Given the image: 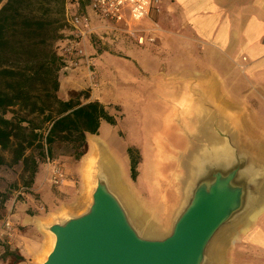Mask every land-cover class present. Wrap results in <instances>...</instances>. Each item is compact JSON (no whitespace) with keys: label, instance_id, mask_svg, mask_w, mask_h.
Returning <instances> with one entry per match:
<instances>
[{"label":"crops","instance_id":"0c3cea01","mask_svg":"<svg viewBox=\"0 0 264 264\" xmlns=\"http://www.w3.org/2000/svg\"><path fill=\"white\" fill-rule=\"evenodd\" d=\"M155 20L161 28L156 42L139 45L123 38L117 44L122 55L88 40L93 71L61 70L59 97L68 100L71 92L87 88L90 100L120 108L124 123L131 106L149 102L154 106L147 115L155 119L149 146L160 139L155 150L187 152L184 159L190 160L234 141L264 166V0H162ZM95 23L99 31L110 29ZM146 23L151 25L146 20L142 27ZM100 133L101 128L102 139ZM133 144L128 145L139 146ZM47 173L36 174L37 188L47 186ZM262 202L264 184L256 206ZM242 231L240 240L264 262V209ZM48 247L45 237L32 256Z\"/></svg>","mask_w":264,"mask_h":264},{"label":"rangeland","instance_id":"374dc122","mask_svg":"<svg viewBox=\"0 0 264 264\" xmlns=\"http://www.w3.org/2000/svg\"><path fill=\"white\" fill-rule=\"evenodd\" d=\"M73 1L75 0H48L47 6L52 11L53 27L58 30L60 39H63L69 32L70 25L67 22L66 13ZM145 26L148 27L149 24L146 23ZM127 37L136 41L126 31L100 29L89 40L95 45V48L97 47L101 51L108 50L122 55L124 51L117 47V44ZM109 39H114V43ZM83 66L85 65L77 69H81ZM71 70L74 69H67L63 72L68 74ZM88 74L90 75V71ZM87 76L84 75L80 78L81 81H86ZM80 91L90 92L87 88L78 92ZM153 106L149 102L131 106L130 118L125 123L122 120L123 113L120 108H109L108 111L116 117V124L119 126L114 128L112 124L103 121L102 127H100V136L105 140V143L102 144L97 135L95 137L88 135L87 140L88 151L92 139L97 138L102 145L100 146L107 150L110 156L116 155L114 159L125 191L124 200L127 204L131 201L136 206L146 221L156 228L155 232L164 234L169 230L172 217L183 198L190 160L184 159L185 156L188 157L187 152L155 150L154 148L160 147L154 145L158 143L159 138L154 137L153 146H149L148 141L152 137L151 133L154 132L155 119L147 115V111ZM129 143L139 144L137 147L142 149L133 146L136 147L134 156L139 161L138 176L135 180L131 177L130 157L128 155ZM114 149H118L117 152H114ZM88 151L81 159L76 160L68 154L69 149L67 147L57 148L56 154L59 157L56 160L64 171V181L60 184H54L49 174V179H46L47 186L45 185L46 187L41 188V190L37 188L35 181L31 187L26 186L27 174H24L22 164L15 163L11 159L9 150L0 146V158L2 159L0 164V220L10 214L16 225V232L8 243L12 255L5 260L0 259V264H12L13 255L18 253L25 257V261L19 264H41L43 254L35 257L32 255L45 237L48 238L49 245H52V239L49 235L51 233L46 229V226L63 219L66 215L80 213L86 209L91 202L98 168L97 166L94 169L90 177L84 173L82 164ZM33 152L38 154V150ZM248 153L251 154L249 151ZM100 155L102 156V153ZM101 156H99L97 163H101ZM46 169L45 161L40 158L38 172L42 170L46 174ZM41 195L45 197V201L42 200ZM250 212L215 239L211 248L210 264L264 263L260 261L262 257L253 253L254 251L250 249L249 245L240 240L241 234L245 233L242 230L251 222L248 220ZM18 213L22 214V218L15 216ZM23 218L27 220L23 221ZM4 252V246L0 245V258Z\"/></svg>","mask_w":264,"mask_h":264},{"label":"water","instance_id":"95a60500","mask_svg":"<svg viewBox=\"0 0 264 264\" xmlns=\"http://www.w3.org/2000/svg\"><path fill=\"white\" fill-rule=\"evenodd\" d=\"M190 166L181 203L161 235L140 229L98 168L86 209L46 226L53 248L41 264H210L215 239L257 205L264 166L234 141L194 154Z\"/></svg>","mask_w":264,"mask_h":264},{"label":"trees","instance_id":"16d2710c","mask_svg":"<svg viewBox=\"0 0 264 264\" xmlns=\"http://www.w3.org/2000/svg\"><path fill=\"white\" fill-rule=\"evenodd\" d=\"M47 3L0 0V146L22 164L28 187L34 184L40 158L56 160V149L65 146L79 160L88 151V134L98 135L103 121L117 123L103 103L90 100V92H72L68 100L59 97L64 61ZM135 150L128 147L134 180L139 163ZM3 246L0 259L5 260L12 253L8 243ZM13 257L12 264L25 261L20 253Z\"/></svg>","mask_w":264,"mask_h":264},{"label":"built area","instance_id":"2783aa9c","mask_svg":"<svg viewBox=\"0 0 264 264\" xmlns=\"http://www.w3.org/2000/svg\"><path fill=\"white\" fill-rule=\"evenodd\" d=\"M162 0H75L67 11L69 32L57 43V52L64 61L62 70L77 69L82 65L92 71L94 64L87 51V42L97 30L95 19L103 21V27L123 30L134 37L139 45L156 42V33L161 30L154 14L160 11ZM149 21L150 26L141 23ZM47 172L54 184L64 181V171L59 162L46 157ZM16 225L8 214L0 220V245L10 243Z\"/></svg>","mask_w":264,"mask_h":264},{"label":"bare ground","instance_id":"6f19581e","mask_svg":"<svg viewBox=\"0 0 264 264\" xmlns=\"http://www.w3.org/2000/svg\"><path fill=\"white\" fill-rule=\"evenodd\" d=\"M91 136L95 137V135H91ZM101 141L103 142L102 139ZM100 145L101 143L99 142V140H97V138L92 139V141L90 142V148H89L88 154L83 160L82 169L84 173L87 175V177H90V175L92 174V172L97 166L98 168H101V171H103V173H106L107 176L109 177L110 185L112 189L123 197V194H125V191H124L120 176L117 171L116 160L114 159V157L116 158V155H114L113 157L110 156L107 150H104V148L101 147L102 145L101 146ZM223 149L225 151L227 150L225 148ZM116 150L114 149V152ZM100 153H102V156L100 155ZM99 156H101L100 157L101 163L100 162L97 163ZM192 170H193L192 166L188 167V179H189L190 174L192 173ZM127 205H128V209L130 211V215L133 221L140 227V229L143 230V232L147 234H151V235H161L155 232L156 228H154L151 224H149L146 221L145 217L142 215V213L136 208V206L131 201H129ZM263 209H264V202L260 203L250 212L248 220L252 221L256 219V217L260 214V212ZM49 235L53 243V240H54L53 236L51 234ZM52 248H53L52 245H49L48 249L43 253L42 262L46 261L47 256L50 254Z\"/></svg>","mask_w":264,"mask_h":264}]
</instances>
